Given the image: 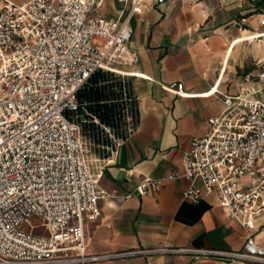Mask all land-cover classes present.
Masks as SVG:
<instances>
[{"label": "built area", "instance_id": "2783aa9c", "mask_svg": "<svg viewBox=\"0 0 264 264\" xmlns=\"http://www.w3.org/2000/svg\"><path fill=\"white\" fill-rule=\"evenodd\" d=\"M0 9V264H91L135 254L187 253L196 258L264 264V247L249 234L242 250L150 247L88 253L86 219L95 220L108 195L92 171L90 142L78 91L101 69L124 82L129 105L116 145L133 134L139 96L127 91L121 67L139 61L129 46L132 18L154 0H119L117 18L100 13L106 0H4ZM162 3L165 0H155ZM127 4L130 7L127 9ZM264 26V16L260 19ZM264 37V36H262ZM264 93V71L260 74ZM183 94L184 84L172 88ZM250 85L226 94L223 112L192 138L183 159L199 201L214 191L229 215L253 229L254 206L264 207V96ZM124 111V110H123ZM94 121L99 123L98 117ZM252 176L242 185L244 176ZM163 179L144 178L139 194L158 191ZM24 225L28 227H24ZM37 229H43L39 231Z\"/></svg>", "mask_w": 264, "mask_h": 264}, {"label": "crops", "instance_id": "0c3cea01", "mask_svg": "<svg viewBox=\"0 0 264 264\" xmlns=\"http://www.w3.org/2000/svg\"><path fill=\"white\" fill-rule=\"evenodd\" d=\"M105 3L114 9L106 11L108 18H117L125 7L119 0ZM4 5L0 0V9ZM263 16L264 0H154L133 16L129 46L139 61L121 69L139 96L135 130L116 145L108 128L120 136L119 124L96 122L105 129L100 126L98 142L84 129L95 150L92 171L108 192L99 200L98 217L84 222L88 253L150 247L242 250L249 234L264 247V207L254 206L255 226L247 230L219 203L217 191L197 202L185 199L190 179L173 177L184 172L192 138L206 135L208 118L223 112L226 94L250 85L258 90L255 95L264 96L259 79L264 71ZM179 82L183 94L172 88ZM144 178L163 179L161 188L137 193ZM252 179L244 176L242 185ZM91 264L258 263L141 253Z\"/></svg>", "mask_w": 264, "mask_h": 264}, {"label": "trees", "instance_id": "16d2710c", "mask_svg": "<svg viewBox=\"0 0 264 264\" xmlns=\"http://www.w3.org/2000/svg\"><path fill=\"white\" fill-rule=\"evenodd\" d=\"M112 78L118 79L114 73L104 70L95 71L88 82L78 91V99L85 103L88 121L83 124L84 129L88 130L90 136L95 141H100L98 132L101 124L94 121V117H98L100 123L106 125H117L121 123V103L119 100L111 101V99L119 98L123 95L122 83L113 84L110 82ZM126 89L131 92V88L126 85ZM80 112H85L81 110ZM106 141L105 137L102 138Z\"/></svg>", "mask_w": 264, "mask_h": 264}, {"label": "rangeland", "instance_id": "374dc122", "mask_svg": "<svg viewBox=\"0 0 264 264\" xmlns=\"http://www.w3.org/2000/svg\"><path fill=\"white\" fill-rule=\"evenodd\" d=\"M111 10H114V9L110 5L107 6V4L105 3V5L99 11H100V13L102 15H104V14H106V11L109 12ZM115 76L118 79L112 78L110 82H113V84H118V85H119V83H122V86L124 87V82L122 81V79L118 75H115ZM125 85H128V81L127 80H125ZM127 91H128V89H127ZM120 98H125V96L124 95H121ZM119 102L121 103V105H120L121 106V114H122L121 117H123V114L125 113V110L127 108V105H129V101H126L125 99H119ZM79 114L80 115H83L84 117H87V115H86L85 112H80ZM102 128H103V130H105L104 127H102ZM101 129H100V131H101ZM89 149H90L89 150L90 155L93 154L94 151H95L94 150V146L93 145H90L89 146ZM24 227H28V226L24 225ZM37 230L42 231L43 229H37Z\"/></svg>", "mask_w": 264, "mask_h": 264}, {"label": "bare ground", "instance_id": "6f19581e", "mask_svg": "<svg viewBox=\"0 0 264 264\" xmlns=\"http://www.w3.org/2000/svg\"><path fill=\"white\" fill-rule=\"evenodd\" d=\"M260 36H261V37L264 36V32H262V33L260 34Z\"/></svg>", "mask_w": 264, "mask_h": 264}]
</instances>
